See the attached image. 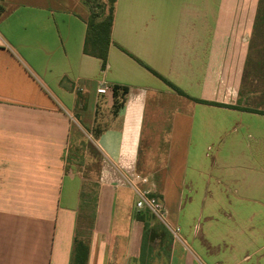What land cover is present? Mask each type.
I'll return each mask as SVG.
<instances>
[{
    "label": "crops",
    "instance_id": "1",
    "mask_svg": "<svg viewBox=\"0 0 264 264\" xmlns=\"http://www.w3.org/2000/svg\"><path fill=\"white\" fill-rule=\"evenodd\" d=\"M262 2L0 0V264H264Z\"/></svg>",
    "mask_w": 264,
    "mask_h": 264
},
{
    "label": "trees",
    "instance_id": "2",
    "mask_svg": "<svg viewBox=\"0 0 264 264\" xmlns=\"http://www.w3.org/2000/svg\"><path fill=\"white\" fill-rule=\"evenodd\" d=\"M110 4V13L107 17L100 18L99 13H92L88 20V32L84 52L87 55L96 57L103 62V69H106L108 50L110 46V34L113 25V17L115 4L117 0H107ZM264 3V0L263 2ZM127 92V90L125 91ZM182 94L180 91H177ZM87 256L77 255L74 258L73 264H86Z\"/></svg>",
    "mask_w": 264,
    "mask_h": 264
},
{
    "label": "built area",
    "instance_id": "3",
    "mask_svg": "<svg viewBox=\"0 0 264 264\" xmlns=\"http://www.w3.org/2000/svg\"><path fill=\"white\" fill-rule=\"evenodd\" d=\"M107 92L106 88L104 89H99V93L105 94ZM143 183H147L146 179H143ZM130 186L132 189L136 192L138 196V200L136 202V208L139 211H146L148 212L151 216L165 221V207L160 201L158 197H156L153 193L150 191L146 190H139L135 184L130 182ZM179 230H176V233H178Z\"/></svg>",
    "mask_w": 264,
    "mask_h": 264
},
{
    "label": "rangeland",
    "instance_id": "4",
    "mask_svg": "<svg viewBox=\"0 0 264 264\" xmlns=\"http://www.w3.org/2000/svg\"><path fill=\"white\" fill-rule=\"evenodd\" d=\"M66 5L68 9L75 12L85 13L88 16V20H90L93 12L99 13L101 15L100 18L107 17L110 13V4L107 0H66ZM97 93L104 95L99 93V90H97ZM79 101L80 103L83 102L81 97L78 99Z\"/></svg>",
    "mask_w": 264,
    "mask_h": 264
}]
</instances>
